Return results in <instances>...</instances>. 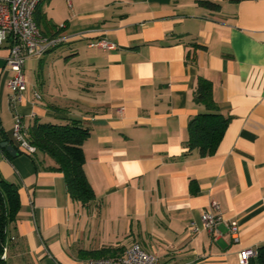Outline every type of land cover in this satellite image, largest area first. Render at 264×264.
<instances>
[{
  "label": "crops",
  "instance_id": "obj_1",
  "mask_svg": "<svg viewBox=\"0 0 264 264\" xmlns=\"http://www.w3.org/2000/svg\"><path fill=\"white\" fill-rule=\"evenodd\" d=\"M210 1L219 8L197 0H44L34 15L39 27L66 40L26 61L16 111L0 48V143L16 146V112L27 128L80 120L89 129L83 169L95 193L82 206L50 156H11L0 146V173L17 185L21 204L7 227L6 264H93L88 250L135 241L160 264H240V250L264 245V0ZM101 39L115 48L91 45ZM199 78L229 116L204 157L187 148L188 122L204 110L193 100ZM211 200L237 222L236 233L221 222L214 238L201 227Z\"/></svg>",
  "mask_w": 264,
  "mask_h": 264
},
{
  "label": "trees",
  "instance_id": "obj_2",
  "mask_svg": "<svg viewBox=\"0 0 264 264\" xmlns=\"http://www.w3.org/2000/svg\"><path fill=\"white\" fill-rule=\"evenodd\" d=\"M197 2L211 9L219 8V4L210 0ZM34 18L39 26L38 18ZM193 100L202 104L204 110L188 122L187 148L188 151L197 150L198 154L204 157L215 151L229 116H224L219 111L212 96V85L206 79H198ZM88 135V127L80 120L69 119L66 123L34 120L27 128L26 136L29 143L35 146L36 152L39 150L55 161L56 169L62 171L64 175L70 198L82 206L89 205L95 199L94 190L83 169L85 163L83 142ZM18 151L24 153L20 149ZM20 205L17 185L3 178L0 173V264H6L3 249L6 246L7 227L15 220ZM124 250L121 246H106L88 250L86 254L91 258L115 257L121 255ZM248 264H264V245L258 248L255 258L251 257Z\"/></svg>",
  "mask_w": 264,
  "mask_h": 264
},
{
  "label": "built area",
  "instance_id": "obj_3",
  "mask_svg": "<svg viewBox=\"0 0 264 264\" xmlns=\"http://www.w3.org/2000/svg\"><path fill=\"white\" fill-rule=\"evenodd\" d=\"M44 0H0V48L7 49L4 57L5 67L12 72L7 81L9 93V105L16 111L17 104L21 101L27 88L25 65L29 58L41 57L49 50L55 48L66 40V37L57 32L55 34L44 33L35 21L34 14L37 7ZM62 27V25H61ZM101 48H115V44L105 39L91 43ZM35 98H39L34 91ZM27 127L23 124L22 115L14 114L12 127V142L16 148L25 154L33 155L36 152L34 145L27 139ZM201 227L212 234L214 238L221 236L218 225L224 223L231 233L238 231L235 220L222 218L219 205L211 200L200 215ZM194 231L199 227L193 225ZM3 249V257L4 251ZM257 254L253 248H245L239 252V263L248 264L249 259ZM93 264H160L157 255L147 251L139 242H132L121 255L115 257H101L90 259ZM178 264V263H172Z\"/></svg>",
  "mask_w": 264,
  "mask_h": 264
},
{
  "label": "water",
  "instance_id": "obj_4",
  "mask_svg": "<svg viewBox=\"0 0 264 264\" xmlns=\"http://www.w3.org/2000/svg\"><path fill=\"white\" fill-rule=\"evenodd\" d=\"M0 146L5 148V150L11 155L15 156L18 153V150L15 145L8 143V141H3L0 143Z\"/></svg>",
  "mask_w": 264,
  "mask_h": 264
}]
</instances>
